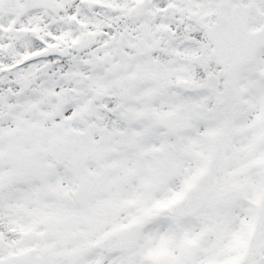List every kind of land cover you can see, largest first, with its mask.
I'll return each mask as SVG.
<instances>
[{
	"label": "snow or ice",
	"instance_id": "snow-or-ice-1",
	"mask_svg": "<svg viewBox=\"0 0 264 264\" xmlns=\"http://www.w3.org/2000/svg\"><path fill=\"white\" fill-rule=\"evenodd\" d=\"M0 264H264V0H0Z\"/></svg>",
	"mask_w": 264,
	"mask_h": 264
}]
</instances>
